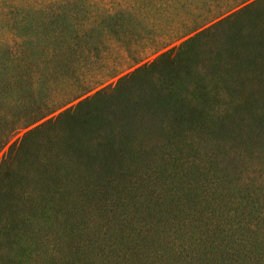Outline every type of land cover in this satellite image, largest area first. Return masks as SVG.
I'll use <instances>...</instances> for the list:
<instances>
[{"label": "trees", "instance_id": "trees-1", "mask_svg": "<svg viewBox=\"0 0 264 264\" xmlns=\"http://www.w3.org/2000/svg\"><path fill=\"white\" fill-rule=\"evenodd\" d=\"M261 1L0 0V264L47 263L78 228V210L105 211L125 183L164 185L169 195L159 172L189 164L241 114L242 95L224 82L264 65V39L235 27L227 40L225 31ZM249 180L256 192L264 185ZM210 182L206 193L222 194L228 208L203 236L178 209L155 229L174 254L213 261L242 225L231 241L259 249L252 257L264 264V233L253 229L263 219L245 211L258 204L253 192L228 197ZM130 249L153 258L143 245ZM171 251L162 248V259Z\"/></svg>", "mask_w": 264, "mask_h": 264}, {"label": "rangeland", "instance_id": "rangeland-1", "mask_svg": "<svg viewBox=\"0 0 264 264\" xmlns=\"http://www.w3.org/2000/svg\"><path fill=\"white\" fill-rule=\"evenodd\" d=\"M213 20L203 22L198 29ZM235 27L245 36L253 33L257 42L263 40L264 0L250 8L240 21L228 24L225 31L227 40H230ZM133 67L112 71L102 85L115 81ZM238 71L240 75L236 81L224 83L231 95H242V103H237L241 114L237 115L238 118L234 119L226 132L195 149L189 164L178 170L172 168L159 172L156 183L163 181L169 186V195L166 196L162 191L164 185L146 186L141 180L137 184L119 186L118 201H114L118 205L108 204L105 211L98 214L95 211L85 213V210H78V228L72 230L75 231L72 238L65 241L55 252L56 256L45 264H255L252 255L259 258L258 248L256 252H251L244 241L238 244L231 241L232 236L239 237L242 234V225L237 236L228 231V239L221 245V253L216 254L213 261L200 254L189 256L188 251L174 254L167 243L170 239L161 232L162 228L158 226L155 229V220L166 219L168 212L170 216L178 209L181 216L194 215L189 230L191 234L203 236L207 223L220 218L218 216L224 217L228 208L223 202L227 199L222 194L213 189L206 193L213 179L221 184L220 189L226 187L224 191H228V197L253 192L250 197H255L258 204L247 206L245 211L253 216L252 219L262 217L263 220L261 226L251 222L249 227L255 225L253 229L264 233V185L258 186L256 192L257 181L249 180L259 176L264 183V65H254L252 75L245 74V67ZM180 187L183 191L181 189L173 193L175 188ZM164 197L165 202L160 204ZM133 209L136 210L132 213ZM209 210L217 211L213 215L207 212ZM146 220L151 221L150 235L143 231ZM177 237L173 235L175 242L180 241ZM220 238L224 239L223 236ZM138 245H143L148 253H153L152 260L131 255L130 248ZM162 248L173 254L167 253L162 259Z\"/></svg>", "mask_w": 264, "mask_h": 264}]
</instances>
